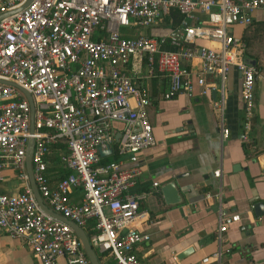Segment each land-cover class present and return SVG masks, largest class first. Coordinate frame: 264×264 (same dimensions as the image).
Here are the masks:
<instances>
[{"label": "built area", "instance_id": "2783aa9c", "mask_svg": "<svg viewBox=\"0 0 264 264\" xmlns=\"http://www.w3.org/2000/svg\"><path fill=\"white\" fill-rule=\"evenodd\" d=\"M26 0H0V14ZM174 10L178 24L166 34L149 36L140 28L155 25ZM264 0H31L21 11L0 19V80L26 89L34 104L33 179L43 203L53 212L85 229L94 219L96 232L88 236L96 254L114 264H148L138 256L149 233L130 227L144 211L147 192L131 188L142 173V153L155 146L145 87L133 73L144 63L148 77H164L163 99L191 93L194 84L208 91L204 74L223 82L231 69L241 73L243 126L249 131L255 112L256 70L244 60V42L231 32L252 22ZM206 15L211 25L198 23ZM206 39L208 45L197 43ZM199 57L200 71L192 79L183 65ZM133 101V103H132ZM219 106V105H217ZM115 123L121 126L118 130ZM30 106L24 93L0 81V184L3 170L19 180L16 193L0 188V229L22 239L40 264H91L74 229L38 204L26 170ZM223 137L228 129L220 124ZM117 140L115 160L102 161L99 150ZM66 145L58 154L68 173L51 184L47 156L50 147ZM109 155V154H108ZM106 155V156H108ZM219 177L220 169L214 171ZM155 190L158 182H153ZM80 188V203L69 194ZM239 214L220 207L216 242L210 260L220 262L223 234Z\"/></svg>", "mask_w": 264, "mask_h": 264}, {"label": "crops", "instance_id": "0c3cea01", "mask_svg": "<svg viewBox=\"0 0 264 264\" xmlns=\"http://www.w3.org/2000/svg\"><path fill=\"white\" fill-rule=\"evenodd\" d=\"M252 18L248 27L235 25L230 29L245 41L244 60L256 70L255 112L249 131L243 126L241 73L236 67H231L223 82L216 74L206 72L205 86L210 89L204 93L194 84L191 93H179L170 99L162 98L167 86L164 77H148L144 63L133 73L137 86L145 87L150 98L147 113L156 140L155 146L140 155L142 173L131 188L133 192H147L140 203L145 213L129 226L150 234V241L138 251L148 264H218L202 260L218 249L220 207L239 214V220L223 234L222 249L230 251L221 253L220 262L264 264V10L254 11ZM179 19V13L172 10L170 16L139 31L149 36L166 34ZM198 23L211 25L203 13L198 14ZM197 43L208 45L206 39ZM183 65L195 80L201 68L200 58L184 61ZM221 122L228 129L227 137L222 136ZM120 126L114 124L116 138ZM116 147L117 140L114 152L108 156L119 157ZM60 169L58 164L48 163L51 184L60 178ZM218 169L220 175L216 177L214 171ZM3 175L1 190L19 191L14 171L6 168ZM155 181L159 183L156 190L152 186ZM167 183L175 184L179 202H165L161 187ZM82 197V190L75 188L68 199L78 204ZM257 202L263 203L261 214L253 208ZM60 263L64 264V260ZM0 264L40 263L22 239L0 229Z\"/></svg>", "mask_w": 264, "mask_h": 264}, {"label": "water", "instance_id": "95a60500", "mask_svg": "<svg viewBox=\"0 0 264 264\" xmlns=\"http://www.w3.org/2000/svg\"><path fill=\"white\" fill-rule=\"evenodd\" d=\"M30 1L31 0H26V2L22 6L16 8L15 10L0 14V19L21 11L23 8H25L30 3ZM0 81L3 83L9 84V85H13V86L17 87L18 89H20L24 93V95L26 96V99H27L29 106H30V125H29L30 137L28 139L26 165H27V173L29 176V182H30L33 194H34L38 204L47 213L51 214L52 216L56 217L57 219H60L64 222H66L67 224H69L74 229L75 233L77 234L78 238L80 239L83 250H84L86 256L88 257V259L90 260L91 264H99L98 256H97L95 250L93 249V247L89 241V238H88V235H87L85 229H83L82 227L77 225L75 222L68 220V219H65L60 214L55 213L52 210H50L43 203L41 196H40V193L36 187V184H35L34 179H33L32 166H31V152H32V146L34 143V139H33L34 104H33V99L31 97L30 93L26 89H24L23 87L19 86L18 84L14 83V82L6 81V80H0ZM111 151H112V149L110 147H108L106 149L99 150V154L101 156H106L108 154H111ZM161 191L164 194L165 202L167 204H174V203H177L180 201V197L178 195V191H177V188L175 187L174 183L165 184L163 187H161ZM262 206H263V203H260V202H257L253 205V208L256 210V214H261L263 212ZM258 212H260V213H258ZM185 253L186 252H184L183 254H185Z\"/></svg>", "mask_w": 264, "mask_h": 264}, {"label": "trees", "instance_id": "16d2710c", "mask_svg": "<svg viewBox=\"0 0 264 264\" xmlns=\"http://www.w3.org/2000/svg\"><path fill=\"white\" fill-rule=\"evenodd\" d=\"M248 26H246V27H248ZM243 42H244V45H245L244 50H243V54H244L245 49H246V44H245V41H243ZM66 151H67L66 150V145L64 143H62V142L61 143H57L55 145H52L50 147V153L47 156L48 163L50 162V163L59 164L58 154L60 152H66ZM115 159H117V156L115 154H113L111 157L110 156L103 157L102 161L115 160ZM57 173L59 174L60 177H62L64 175H66L68 173V171L64 170V169H60V170L57 171ZM94 226H95L94 219H90V220L87 221V224L85 226V231H86L88 236H91L94 232H96V229L94 228ZM97 256H98L99 264H114L113 260L110 257H108V256L105 257L106 259H103L104 255L97 254Z\"/></svg>", "mask_w": 264, "mask_h": 264}, {"label": "rangeland", "instance_id": "374dc122", "mask_svg": "<svg viewBox=\"0 0 264 264\" xmlns=\"http://www.w3.org/2000/svg\"><path fill=\"white\" fill-rule=\"evenodd\" d=\"M110 159V158H109Z\"/></svg>", "mask_w": 264, "mask_h": 264}]
</instances>
